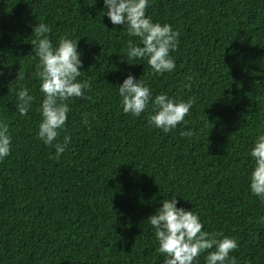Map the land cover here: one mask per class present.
Instances as JSON below:
<instances>
[{
    "label": "trees",
    "instance_id": "1",
    "mask_svg": "<svg viewBox=\"0 0 264 264\" xmlns=\"http://www.w3.org/2000/svg\"><path fill=\"white\" fill-rule=\"evenodd\" d=\"M102 6L0 0V122L10 136L0 160V264H161L146 220L176 196L202 230L237 241L236 264H264V203L248 190L247 155L264 132V0H150L146 15L178 33L175 69L163 74L144 60L127 62L128 41L139 38L111 24ZM40 22L53 43L78 41V79L88 83L87 99L66 101L56 139L71 140L59 157L36 136L41 94L30 42ZM18 72L23 79L15 81ZM129 74L153 95L191 98L184 121L164 133L148 126L150 108L124 114L116 87ZM18 86L33 96L23 116L8 91Z\"/></svg>",
    "mask_w": 264,
    "mask_h": 264
},
{
    "label": "clouds",
    "instance_id": "2",
    "mask_svg": "<svg viewBox=\"0 0 264 264\" xmlns=\"http://www.w3.org/2000/svg\"><path fill=\"white\" fill-rule=\"evenodd\" d=\"M150 0H103L100 11L113 25H123V31L129 37H138L139 43L128 41L126 50L127 62L144 60L153 73H171L175 69V60L171 53L178 46V33L167 24L153 22L146 15ZM50 27L43 22L32 27L31 56L37 63L31 73L39 82L41 100L39 104L40 120L37 138L44 145L55 148L59 157L71 140L67 134L62 141L56 138L64 130L70 111L69 101L73 97L87 99V81L78 79L84 72L81 53L77 50L76 40L61 36L53 43L48 33ZM137 64V63H129ZM23 79L18 72L15 81ZM182 86L191 88V76H186ZM11 84V83H10ZM16 110L25 115L31 107L33 96L28 88L18 86L14 89ZM120 110L132 117H139L146 109H151L147 124L168 133L184 121L192 106V100L174 101L164 93L153 95L150 88L139 78L127 75L116 87ZM82 123L87 125V114L82 116ZM181 135L191 136V131ZM55 141V143H54ZM10 136L7 124L0 122V160L9 155ZM247 155L251 157V171L248 173V190L251 195L264 203V132H258L252 141ZM157 247L155 251L162 257L161 264H198L201 253L204 264H236V258L230 253L237 248V241L223 236L217 238L215 232L202 230V221L192 209L178 206L177 196L163 199L161 206L154 214L148 216ZM264 223V217L260 218Z\"/></svg>",
    "mask_w": 264,
    "mask_h": 264
}]
</instances>
